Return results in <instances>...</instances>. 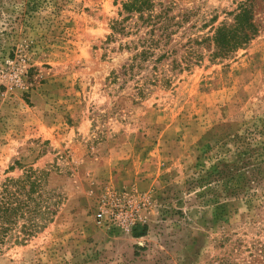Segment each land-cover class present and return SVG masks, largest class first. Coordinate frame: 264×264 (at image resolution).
Here are the masks:
<instances>
[{"label": "rangeland", "instance_id": "374dc122", "mask_svg": "<svg viewBox=\"0 0 264 264\" xmlns=\"http://www.w3.org/2000/svg\"><path fill=\"white\" fill-rule=\"evenodd\" d=\"M125 2L0 0V264H264V181L211 177L264 146V0Z\"/></svg>", "mask_w": 264, "mask_h": 264}, {"label": "trees", "instance_id": "16d2710c", "mask_svg": "<svg viewBox=\"0 0 264 264\" xmlns=\"http://www.w3.org/2000/svg\"><path fill=\"white\" fill-rule=\"evenodd\" d=\"M152 9V0H127L122 5V11L124 13L127 15L138 14L141 18L145 14L149 16L152 13ZM125 19L120 22H114L112 25L113 32H120L125 29L122 25ZM255 35L256 28L253 24L250 9L242 3L236 9L230 25L221 24L214 30L211 37L213 50L209 55V59L221 60L228 58L233 52L246 45ZM239 170H243L244 174L237 173ZM263 172L264 146H261L259 148L249 149L247 153L242 155L241 161L236 165H224L222 168H216L211 177L218 185L222 183L225 195L229 194L233 196L236 195L240 188L242 189L245 186L249 187L251 183L258 184L264 181ZM214 192V196H217L216 191ZM16 211L15 208L10 207L9 203L3 201V196L0 195V242L5 232V223L11 222V220L14 221L12 216Z\"/></svg>", "mask_w": 264, "mask_h": 264}]
</instances>
